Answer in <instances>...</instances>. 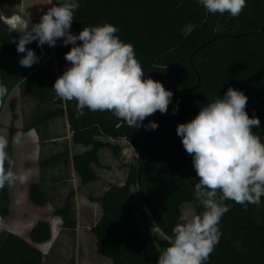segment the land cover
<instances>
[{"label":"trees","instance_id":"1","mask_svg":"<svg viewBox=\"0 0 264 264\" xmlns=\"http://www.w3.org/2000/svg\"><path fill=\"white\" fill-rule=\"evenodd\" d=\"M22 0H0V4L18 5ZM63 0H54L60 4ZM71 32L78 35L83 27L116 26V35L134 47L145 76L163 84L173 92L168 111L147 117L138 128H129L110 111L92 112L76 118V104L60 97L57 106L36 114L24 123L23 130L40 131V127L56 118L67 121L74 145L86 150L70 155L69 151L40 161V168L53 164L72 167L82 185L99 180L95 170L100 166V152L111 149L116 157L120 146L104 138L125 139L133 147L136 160L129 166L123 185H110L102 196L91 198L102 208L101 217L91 226L100 255L113 264H157L162 249L170 246L173 228L179 223L184 204L194 206L196 214L203 211L195 198L198 183L193 157L186 153L177 125L195 118L200 108L223 97L229 87L242 91L247 97L249 117H258L260 127L253 133L264 143V0H246V7L238 17L228 13L210 14L198 0H77ZM8 26L0 21V83L8 88L4 107L17 86L41 103L51 98L48 82L22 84L24 73ZM32 43V42H31ZM77 41V44H81ZM28 48V45L26 46ZM72 45L57 40L54 50L58 77L70 67L65 54ZM31 68H35L34 65ZM15 100L9 101L13 111ZM178 108L176 114L173 110ZM156 122L158 128L147 127ZM18 130L10 129L7 152L13 158L12 138ZM12 186L0 190V221L12 215ZM76 191L71 190L61 206L54 207V215L62 219V227L75 235L78 226L74 202ZM29 199L37 206L49 203L45 185L32 183ZM230 210L221 218L220 242L205 264H264V196L259 206L245 207L227 200ZM148 209L156 225L165 235H143L142 222ZM28 241L2 227L0 229V264H44V253L35 243H45L52 237L47 221L37 222Z\"/></svg>","mask_w":264,"mask_h":264},{"label":"clouds","instance_id":"2","mask_svg":"<svg viewBox=\"0 0 264 264\" xmlns=\"http://www.w3.org/2000/svg\"><path fill=\"white\" fill-rule=\"evenodd\" d=\"M208 13H228L238 17L246 7V0H198ZM52 6L33 23L31 15H4L0 21L8 26L18 53H26L20 60L22 67L39 62L34 50L26 46L38 42L55 47L57 40L72 45L65 54L70 62L53 88L64 101L77 102L76 118L87 108L92 112L110 111L129 128H138L149 116L168 111L173 92L152 78L145 79L144 70L135 57L133 45L123 42L116 33L119 29L109 23L83 27L78 35L71 32L77 0H63ZM81 41V44H77ZM8 88L0 83V107L4 105ZM248 97L229 87L223 97L200 108L194 119L177 125L182 145L193 157L198 177L195 198L203 211L181 215L173 228L174 238L158 257L157 264H205L220 242L221 218L230 208L231 200L247 209L248 204L259 206L264 196V143L253 133L260 127L258 117H249ZM178 108L173 110L176 114ZM150 129L158 124L150 121ZM24 133L17 131L12 138L21 144ZM9 141L0 136V190L6 185L27 183L33 173L25 169L13 171L14 160L7 152ZM2 229V223H0Z\"/></svg>","mask_w":264,"mask_h":264},{"label":"crops","instance_id":"3","mask_svg":"<svg viewBox=\"0 0 264 264\" xmlns=\"http://www.w3.org/2000/svg\"><path fill=\"white\" fill-rule=\"evenodd\" d=\"M51 4H54V0H22V2L18 5L0 4V12H2L4 15H8V16H10L14 13L20 14V15H24L25 13H29L31 15L32 22L38 23L40 21L41 16L47 11V9L49 7L52 6ZM24 55H25V53H24ZM44 63H42V64H44ZM42 64L34 63L33 65L35 68H31L33 65L31 67H22L21 66V70H22L21 72L24 73L23 80L21 83L24 85V84H29V83L33 84V83H36L38 81L47 82L46 79L43 78L46 74V70H44L45 74L38 72V70L40 69V66H42ZM19 88H20V86H17L13 90L12 94H14L16 92V90H18ZM13 99L16 101L14 113L17 116V118L14 121H18V114L16 113V107L18 105V100H17L16 95H14V97L11 100H13ZM12 115H13V111H12ZM59 119H61V118H59ZM53 120L49 121L47 123V125H44L41 127H44L45 129H48V128L50 129L51 127L50 126L48 127V125L50 123H52ZM66 123H67V121H66ZM18 124L19 125H15V127L17 128L18 131H21L24 133L23 138L27 140V142H22V144L23 145H33V147H34L33 152L30 155L33 158L32 159L33 161L30 160L29 159L30 157L28 156V158L26 160H24V162L21 161L22 160L21 159V160H19V162L17 161V163H16V157H15L16 146L14 143H12V150H13V158L12 159L15 162L12 170L15 171L16 167H18L20 172L24 171L25 169H31L32 173L34 175V178L29 183L28 182L26 183V187H25L24 192L23 193L20 192L16 197L20 198V205L22 204L28 208H30V207L33 208L32 210L34 211V213H38V212H39V214L45 213L46 217H44V218L40 217V218H36L34 220L31 218V220H28L27 224L25 225V227L28 229L26 231V233H21L18 226H13V227L9 228V227H5L2 225V227L9 230L10 232H13V233L19 235L20 237H22L28 241H31L29 234H30L31 230L33 229L34 225L37 222L42 221V220L49 222L50 226H51V232H52V237H51L50 241L42 243V244L35 243V246L38 247L45 255L44 264H46L47 260H49L52 264H56L55 262H67V263L72 262L73 263V259H72L73 258L72 257L73 248L72 247H73V240H74L73 238L74 237H75V241L77 244H81V245L83 244L85 247L91 246V245L96 246L95 245L96 239L91 232V226H93L98 221V219L101 217L102 208L98 202L92 201L91 198H98V197L102 196L106 190L102 191V193H100L99 195H97L96 193L93 192V191L97 192V189L94 187L96 185L95 183L100 181V178L98 181L89 183L87 185H82L80 182V186H81L80 190L76 191V196L74 198L76 211H77V219H78V226L75 230V235L72 234L70 231L64 229L62 227V225H63L62 219L60 217L54 215V207L61 206L59 200L65 198L68 194V193H66L65 188L70 189V191H71L72 187L70 188L69 185H66V187H65V184L63 182H67L68 180L63 179L62 176L59 177L57 175H52V177H50V178L46 177V176H43V178H42L39 176H40V161L47 159V158H50V157H53L56 154L60 153V152L47 153V151L50 150L49 146H48L49 143L52 141L57 142L55 140H60V139L70 140V137H64L63 134L59 135V136L51 137V136H49V132H48L49 129H48L47 131H45V133L43 131H42V133L40 132V134H42L44 140L42 142H39L37 140V136H38L37 130L33 129V130L28 131V132H25L23 130V126H24V120L23 119H20V122ZM71 140H72V137H71ZM56 146H58V145H56ZM75 146H76V150H77L75 152V154H81L86 150V148L82 145H75ZM43 151H46L48 156L45 158H41V157L38 158V156H40L41 152H43ZM36 154H37V158L35 157ZM101 154L102 153L100 152V155ZM70 155L73 156L71 153H70ZM70 168H72V167H70ZM59 169H60V167L58 165L53 164L50 166H46L43 170H44V172L51 174V173H54L56 170H59ZM36 173H38L37 178H35ZM40 181L45 185V189L49 195V203H47L45 206H37V205L33 204L29 199V187H30V185L32 183H40ZM115 185H123V184L121 183V184H115ZM15 186H16V184L12 186L11 191H10L12 214L14 213L13 189L15 188ZM22 216H23L25 222L30 217V216H28L27 213H24ZM1 221H0V223H1ZM23 226H24V224H23ZM22 230H24V229H22ZM95 250H96V248H95ZM70 252H71V256H69ZM85 252H87V251H85ZM94 252L95 253L92 252L94 254V255H92V257L88 256V254H86V256H84L83 264H113L110 259L102 257L99 252L98 253H97V251H94ZM80 261L81 260H79V261L76 260L75 264H81Z\"/></svg>","mask_w":264,"mask_h":264},{"label":"rangeland","instance_id":"4","mask_svg":"<svg viewBox=\"0 0 264 264\" xmlns=\"http://www.w3.org/2000/svg\"><path fill=\"white\" fill-rule=\"evenodd\" d=\"M58 2V0H56ZM38 42L37 41H33L32 43L28 44V48L32 49L35 51L37 57H40L39 62H37L36 64H42V66H40V69L38 70L39 73H44V70H46V74L43 78L46 79V81L51 84V88H53V85L56 81V79L58 78V71H57V64H56V60H55V55H54V50L52 47H50L47 44H44L42 47H38ZM26 55V53H25ZM14 95H16L17 100H18V105L16 107V113L18 114V121H14L13 119V115H12V110L10 108V104L9 101L14 97ZM51 95L52 98L46 102V103H41L38 100L33 99L31 96H29L25 90L24 87H20L18 90H16V92L14 94H11L5 107L3 110V113L1 115L0 118V136H5L7 137L8 141L10 140V129L11 127H15V125H19L18 123L20 122V119L24 120V123L30 121L32 119V117L34 115H40L42 113H44V111L54 108L55 106H57L56 104V100L59 98V96L55 93L54 89H52L51 91ZM56 120V121H55ZM51 127L49 129V136L51 137H55V136H59V135H64V137H70V140H55L57 142H50L49 143V151H47V153H55V152H64V151H69L72 155L75 154L76 150V146L73 144L71 137H72V132L69 129V126L66 123L65 119H59L56 118L53 120L52 123H50L48 125V127ZM15 129H17L15 127ZM48 129H45L44 127H41L40 130L41 131H37V140L39 142H42L44 140L42 134H40V132L42 133V131L45 133V131H47ZM72 134V135H71ZM36 135V134H35ZM59 141V142H58ZM104 141H111L113 144L119 145L121 148V152L119 154L118 157H116L113 153V151L111 149L108 148H104L101 151V155H100V166H96L95 170L100 178L99 182H96L95 187L97 189V192L93 191L94 193H96L97 195H99L100 193H102V191L104 190H108L110 185H114V184H124L126 179H127V175L129 172V166L133 163H135L136 160V154L135 151L132 147V145L125 139H111V138H104ZM22 142H27L26 139L23 138ZM13 143V142H12ZM52 145V146H51ZM58 145V146H56ZM16 146V163L17 161L19 162V160L23 161L26 160L28 158V156L30 157L29 159L32 160L33 158L30 156L31 153L33 152V145H23L22 143ZM56 147V148H55ZM38 153V152H37ZM46 153V151L41 152L40 156L41 158H45L48 156V154ZM37 158V154L35 156ZM33 161V160H32ZM15 172L19 173V169L18 167L15 168ZM52 175H57L59 177H63V179H67V182H63L66 185H69V187L71 188V190H75V191H79L80 190V179L77 176V174L74 172V170L70 167H60L59 170H56L54 173H47L44 172V170H42L40 168V176H46V177H52ZM38 173L35 174V178H37ZM34 178V175H32L31 179L28 181V183L30 181H32ZM62 184V183H61ZM26 187V183L24 184H19L17 183L15 188L13 189V200H14V213L3 219L1 221L2 225L5 227H13V226H18V228L20 229L21 233H26V231L28 230L25 225L27 224L28 220H31V218L34 220L36 218H44L46 217L45 213L39 214L38 213H34V211L32 210L33 208H28L25 205H20V198L16 197L20 192H24ZM75 187V188H74ZM66 193H69L70 189L65 188ZM65 198L60 199L59 202L62 205L64 202ZM18 203V204H17ZM27 213L29 217V219L26 220V222L24 221L23 218V214ZM147 214L148 215V220L142 222L141 226H140V230L141 233L143 235H147V234H157L162 238H166L165 235L161 232V230L158 228V226L156 225L154 219L152 218L150 212L148 209H144L142 211H138L137 212V216L140 217L142 214ZM189 214H196V210L194 208V206L190 203L184 204L183 208H182V215H189ZM35 217V218H34ZM24 224V226H23ZM24 229V230H22ZM74 237V236H73ZM73 251H72V259H73V263L72 262H55L56 264H75V261H80L81 264H83V259L84 256H86V254H88V256L94 255L93 253H95L94 251H97V247L96 246H87L85 247L83 244H77L75 241V237L73 238ZM96 245V244H95ZM58 248V247H57ZM96 248V250H95ZM89 250V251H88ZM165 249H162V252ZM87 251V252H85ZM93 252V253H92ZM71 256V252L70 255ZM55 257V256H54ZM46 264H52L49 260H47Z\"/></svg>","mask_w":264,"mask_h":264}]
</instances>
